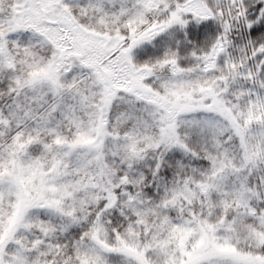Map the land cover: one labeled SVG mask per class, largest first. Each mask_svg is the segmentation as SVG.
Instances as JSON below:
<instances>
[{"label": "snow or ice", "instance_id": "obj_1", "mask_svg": "<svg viewBox=\"0 0 264 264\" xmlns=\"http://www.w3.org/2000/svg\"><path fill=\"white\" fill-rule=\"evenodd\" d=\"M0 264H264V0H0Z\"/></svg>", "mask_w": 264, "mask_h": 264}]
</instances>
